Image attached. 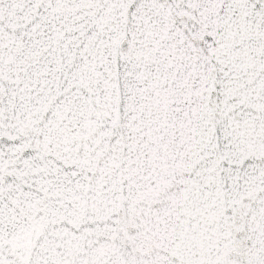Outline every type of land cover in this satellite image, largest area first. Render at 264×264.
Instances as JSON below:
<instances>
[{"label": "snow or ice", "instance_id": "snow-or-ice-1", "mask_svg": "<svg viewBox=\"0 0 264 264\" xmlns=\"http://www.w3.org/2000/svg\"><path fill=\"white\" fill-rule=\"evenodd\" d=\"M0 264H264V0H0Z\"/></svg>", "mask_w": 264, "mask_h": 264}]
</instances>
